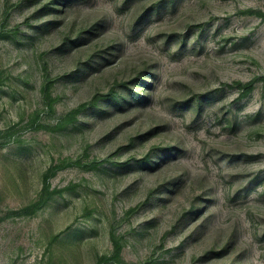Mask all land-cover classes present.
<instances>
[{
  "label": "rangeland",
  "instance_id": "rangeland-1",
  "mask_svg": "<svg viewBox=\"0 0 264 264\" xmlns=\"http://www.w3.org/2000/svg\"><path fill=\"white\" fill-rule=\"evenodd\" d=\"M57 1L0 0V264H264V0Z\"/></svg>",
  "mask_w": 264,
  "mask_h": 264
},
{
  "label": "trees",
  "instance_id": "trees-1",
  "mask_svg": "<svg viewBox=\"0 0 264 264\" xmlns=\"http://www.w3.org/2000/svg\"><path fill=\"white\" fill-rule=\"evenodd\" d=\"M59 1H57L58 3ZM69 0H62V2L60 4H62L60 7H58L57 5H53L51 7L48 8L49 11H52V12H58L59 10L63 9L65 10L64 8L65 7H68V3ZM56 3V4H57ZM101 24V21L100 20H96L93 24H91L88 28V30H91V29H97V26H99ZM115 49H113L114 51ZM138 88L134 90V95H136L138 97V99H145L147 97V91H144V92H140L141 91V85L139 86V84L137 85ZM119 101V99H118Z\"/></svg>",
  "mask_w": 264,
  "mask_h": 264
}]
</instances>
